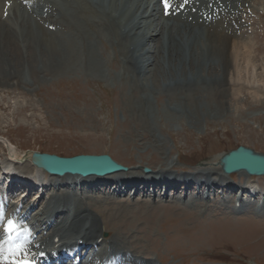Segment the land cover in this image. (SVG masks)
Masks as SVG:
<instances>
[{"label": "rangeland", "instance_id": "rangeland-1", "mask_svg": "<svg viewBox=\"0 0 264 264\" xmlns=\"http://www.w3.org/2000/svg\"><path fill=\"white\" fill-rule=\"evenodd\" d=\"M87 1L99 7L101 12H104V8L107 12L112 11L110 0ZM238 3L242 6L243 0L232 1L230 7L232 34L237 33L241 40L250 39L251 55L260 62L264 55V0H251L255 12L249 8L242 19L243 11L236 6ZM122 4L123 7L113 17L116 21H122L123 43L132 60L128 69L125 53L119 43H112L106 38L97 42L94 31L93 43L90 41L87 47L80 50L83 67L63 73L58 69L56 72L49 69L55 67L57 60L45 61L38 48L32 50L33 61L29 60L28 54H18L14 46L20 51L19 34L12 38L11 43L1 37L0 171L4 172L0 174V187H7L13 173L32 172L28 157L36 150L62 156L108 153L127 165L130 172L145 173L144 167H147L154 175L160 170V165L166 164L170 174L175 176H193L203 172L213 167V159L218 152L223 153L241 144L264 153V90L263 96L260 93L255 97L253 93L254 84L256 87L264 86V78L254 75L252 67L247 71L246 63L241 61L240 73L232 76L228 84L227 72L221 77L208 74L209 62L205 60L201 63L205 72L203 77L191 76L194 84L190 85L189 75L182 81H164L161 77L162 67H159L164 49L159 48V54L157 51L153 54L155 66L151 71L156 79L160 77L158 85L146 88L142 66L150 63L153 56L152 53L143 52L142 46L147 43L146 40L144 42L135 32L128 33L132 27L126 22L127 18L134 21L136 13L123 14L125 9H131V5ZM59 6L64 11L67 8L63 4ZM172 12H169L170 16L177 18L176 13ZM248 14H253L252 20H246ZM204 17L201 15L199 19ZM192 19L190 16L191 21H185L191 23ZM241 27L246 33L239 34ZM0 29L5 36L6 30L1 23ZM79 35L83 38L81 33ZM6 43L11 49L4 54ZM92 51L96 58L95 72L87 67ZM206 51H209L208 56L215 59L212 61L221 72L223 59L220 53L217 50L212 52L213 49L204 45L203 53ZM146 56L147 62H143ZM7 58L12 62L7 63ZM183 66L189 68L187 63ZM227 88H232L230 92L234 91V95L229 94ZM190 104L194 108H190ZM172 106L177 108V112L171 111L169 107ZM160 141L165 146L158 145ZM35 171L40 176H46L42 171ZM45 179L44 189L42 185H37L25 200L39 205L37 211L44 202H48L54 191L56 179L49 176ZM256 180L234 176L232 183L241 186L247 181ZM259 185L264 187V178L259 180ZM156 192L161 194V191ZM56 195L59 194L56 192ZM96 195L100 196L98 193ZM118 200L126 201L123 197ZM136 200L141 202L139 206H134ZM98 203L99 206L104 204ZM174 203L161 200L155 193L149 197L139 192L134 201L129 200L130 206L124 204L133 211L127 216V223L130 222L138 233L132 236L134 230L131 229L129 238L133 241L130 246L144 251L145 258L154 259L158 264H264V215L256 218L248 214L251 221H242L235 217L245 214L235 212V217L229 215L226 220L211 221L205 217L208 219L203 221L195 216V212H184L181 205ZM143 217L148 222L152 221L151 229H148ZM229 219L237 224L226 226L225 223H230ZM143 230H148L150 238L141 232ZM121 235L125 234L122 232ZM109 236L104 234V237ZM154 239L156 244L153 243Z\"/></svg>", "mask_w": 264, "mask_h": 264}, {"label": "bare ground", "instance_id": "bare-ground-1", "mask_svg": "<svg viewBox=\"0 0 264 264\" xmlns=\"http://www.w3.org/2000/svg\"><path fill=\"white\" fill-rule=\"evenodd\" d=\"M8 1L11 0H0V23L6 30L4 36V31L0 29V40L4 39L11 43L12 38L14 39L19 34V44L20 46L22 45L20 51L14 46L18 54L19 52H21L22 55L28 54L29 60L33 61L34 57H32L31 54L32 50L33 48H38L41 50L45 61L54 62L57 60L55 67L51 65L52 68H49L54 72L58 69V72L63 73L82 66L80 50L82 47H87L90 41L93 43L92 40L95 38L94 35L96 33L97 42H102L103 38H106L112 43H119V46L125 53L128 69L132 60L127 47L123 43L124 36L121 31L123 30L122 21L118 19V21H116L113 17L116 16L119 8L123 7L122 2H124V4L129 3L131 9L129 11L125 9L123 14L136 13L134 21L131 18H127L126 22L132 27V29L128 30V33L135 32V35H139L144 42L146 40L147 43L142 46L143 52H148L146 54L152 53L153 56L155 51H159V48L164 49V51L166 50V54H164L163 51L162 63L159 65V67H162L161 77L164 81H178L180 79V81H182L189 75L188 79L189 81L191 80L190 85L194 84L191 76H195L196 78L203 77L205 72L204 69H202L201 63L205 60L209 62L207 69L208 74L221 77L227 72L229 76L228 84L231 82L230 78L232 76L235 77L236 74L240 73L241 61L246 63L245 68L247 71L252 67L255 70L254 75L264 78V55L260 58L259 62L258 58L251 55L252 49L249 48V46L252 45L251 40H241L239 36L236 35L237 33L232 34V29L230 27L233 24V18L230 13V7L232 6L231 2L236 0H201L198 3L192 0H168L171 10L176 13L178 19L172 15L170 16V13L165 14V5H163L162 0H110V9L112 10L110 11L108 9L110 12H107L105 8L104 12H101L99 7L90 4L87 0H35L33 3L27 4L12 0L13 4L8 8V15L6 16L4 13L5 9H7ZM28 1L32 2V0ZM211 2L213 3L212 5ZM59 4L65 5L67 7L66 10L64 11L60 8ZM19 5H21L22 8H20ZM236 6H239V3ZM242 6H239L240 11H243L240 19L244 17V14L248 12L249 8L252 9L251 11L255 12V7L251 3V0H243ZM218 8H220L221 15L217 13ZM2 10H4L3 14ZM172 11L170 12L173 13ZM201 15L205 16L202 20L199 19ZM190 16L193 18V22L186 23L185 20L191 21L189 20ZM252 17L253 14H248L246 15V20H252ZM47 23L53 25L52 27H54V29L50 26H46ZM194 23L197 25H194ZM241 23L242 22H240V24ZM124 24L126 25V23ZM158 25H160V27ZM229 30H231V32ZM245 31L243 27L238 29L239 34H244L246 33ZM235 32H237V30ZM79 33L83 35V38ZM101 34H103V36H101ZM204 45L208 47V49H213L212 52L217 50L220 53L223 59V68L221 72H219L220 69L216 63L212 61L215 59L208 56L209 51L203 53ZM184 46H186L187 49L185 48L183 50ZM7 49H11L8 43H6V46L3 48L4 54L7 52ZM95 60L96 58L92 51L89 53L87 62V65H89L87 67L89 69L92 68L93 72L97 70V68H93L95 66ZM6 61L7 63L12 62L8 58ZM144 61L147 62V56L143 62ZM184 63H187V66H189L188 69H185V66H183ZM144 64L142 66V75L144 78L143 80L146 82V88L152 87V85L153 87L157 86L160 77L156 79L154 74H151L155 66L154 56L152 61L150 60V63L145 64V66ZM172 69L174 70L172 71ZM124 74H126V72ZM149 79L152 80L149 82ZM180 81L179 83H181ZM232 88H227L226 91L234 95V91L230 92ZM263 90L264 86L256 87V84H254L253 93L255 97H258ZM261 96H263V93ZM169 108L171 111L177 112L175 106ZM190 108H194V106L190 104ZM158 145L163 147L165 143L160 141ZM223 153L220 151L214 157L212 163L213 167L204 169L203 172H197L193 176L172 175L166 164L160 165V170L154 172V175L151 174L150 168L147 167L144 169L149 170L147 173L125 170L111 173L106 176L80 177L71 174H66L64 176L52 175V178L54 180L56 179L54 191L50 194L48 202H44L40 210L33 217V219H36L34 220L36 227L45 230L46 236L50 235L51 240L50 243L44 242L47 237L43 234V231L38 235V240L42 239L40 243L41 245L45 244V249L49 248L50 245H56L57 242H60L58 249L64 248L68 251L77 245L84 244V246L82 245V247L77 250L76 254L71 257V261L75 259L77 255L81 254L84 255L85 260L84 262L81 261L79 264H104L109 261H114L116 256L110 255V253L107 254L108 252L104 254L99 252L92 253L91 249L94 248L95 244H98L100 237H102L104 233L107 232L110 236L113 233L111 237L103 238L99 244L103 245L105 248L109 246L116 248V251L122 255L123 259L121 261L118 260L116 264H157L153 259L148 261L145 260L143 256L145 252L139 250V248L137 250V246L136 248H133V245L130 246L132 243L131 241H133L129 238L131 229L135 231H133L132 236H137L138 233L133 226H130V222L127 223V216L133 211L124 204H129V200L134 201L136 195L133 198H131V196L123 198L126 200L124 202L118 200L120 197L126 195L122 196V193L125 192L128 187L132 191L136 189L135 194L143 192V196L149 197H151L152 193L157 195L158 193L156 191H161V194H158L161 200H167L169 203L175 202L185 209H183L184 212L193 211L195 212V216L197 215L196 217L203 221L208 218L211 221L225 219L229 215L235 217L234 212L245 214V217H235L242 221H251L248 214L252 216L255 214L254 216H256V218H261L264 215V202L260 205L259 202L257 204L251 200L242 198L235 199L232 190H234L236 185H233L232 182H234V176H245L249 180L257 179L258 181L256 180L255 183L259 185V180L264 178V175H248L244 171L231 174L224 173L218 163ZM5 167H7V165ZM38 170L40 169H37V171ZM1 173L2 171H0V174ZM13 175L19 179L34 178L41 180L40 175L35 169L33 170V168L32 172L13 173ZM46 176L48 175L46 174ZM98 182L101 184L103 182L104 192H100L101 190H97L96 187H93L91 192L88 190L86 191V185L96 184ZM13 184H15V182L11 183V189L14 188V186H12ZM72 184H75L76 188H72ZM79 185H81V187H79ZM248 185L249 181L245 182L240 187L245 188ZM217 186L219 188H217ZM257 187L256 190H258ZM219 190L220 193H218ZM56 192L59 195H56ZM99 192L102 193V195ZM97 193L100 196H94ZM180 193H182L181 196L183 197H178ZM171 197L176 198L173 199ZM175 199L177 200L173 202ZM238 199L242 202L241 207H236V205L232 204L233 202L236 204ZM98 201L104 202V204L101 203L102 206H99ZM140 203L139 200H136L134 206H139ZM29 204L30 203L24 206V210H26ZM109 205L111 206L107 207ZM29 206L31 211L32 209L33 211L38 209V206L34 208L35 204ZM256 212L258 215H256ZM144 219L143 217V220ZM252 220L256 221L255 219ZM228 221L230 223H225L228 227H233L237 224L232 219ZM144 222H147L148 229H151L152 221L148 222V220L145 219ZM44 224H46L45 227ZM248 225H246V227ZM115 230H117L116 233H114ZM121 231L125 234L124 236L121 235ZM141 232L146 235L147 238H150L148 230H143ZM231 233L233 234V232H230V234ZM56 237H59V241L54 240ZM147 240L150 241V239ZM155 240L156 239H154V241L152 240L153 243L156 242ZM126 241H128L129 246ZM87 246H89V250L84 253V251L87 250ZM104 257L105 259H103Z\"/></svg>", "mask_w": 264, "mask_h": 264}, {"label": "water", "instance_id": "water-1", "mask_svg": "<svg viewBox=\"0 0 264 264\" xmlns=\"http://www.w3.org/2000/svg\"><path fill=\"white\" fill-rule=\"evenodd\" d=\"M34 161L56 175L71 173L100 176L125 169L108 154L61 157L56 154L34 152ZM221 162L226 172L244 170L248 174L264 175V154L248 147L240 146L237 150L224 155Z\"/></svg>", "mask_w": 264, "mask_h": 264}, {"label": "snow or ice", "instance_id": "snow-or-ice-1", "mask_svg": "<svg viewBox=\"0 0 264 264\" xmlns=\"http://www.w3.org/2000/svg\"><path fill=\"white\" fill-rule=\"evenodd\" d=\"M168 7V0H165L166 11ZM3 232L9 241H11L14 236L23 235L21 225L13 218L7 219L3 224ZM0 264H36V262L28 258V252L25 246L16 245L7 248L0 247Z\"/></svg>", "mask_w": 264, "mask_h": 264}]
</instances>
